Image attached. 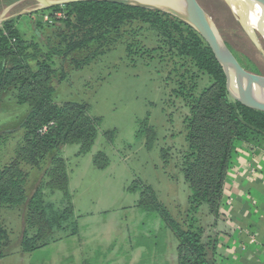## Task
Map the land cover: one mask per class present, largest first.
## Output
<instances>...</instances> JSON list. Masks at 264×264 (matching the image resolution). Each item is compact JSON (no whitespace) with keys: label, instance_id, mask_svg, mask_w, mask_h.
Here are the masks:
<instances>
[{"label":"rangeland","instance_id":"374dc122","mask_svg":"<svg viewBox=\"0 0 264 264\" xmlns=\"http://www.w3.org/2000/svg\"><path fill=\"white\" fill-rule=\"evenodd\" d=\"M14 1L0 0V11ZM197 1L239 63L264 75L262 56L225 3ZM32 5L33 0L24 1L8 14ZM49 14L40 11L12 21L24 38L42 44ZM209 84L207 74L148 24L123 34L91 64L72 69L55 84L54 104L87 106L84 135L60 146L47 167L22 165L26 196L39 190L47 227L38 234L39 210L30 219L25 205L1 208L7 239L0 246V264H176L177 242L160 211L165 208L187 222L182 169L189 152L184 124L189 112L181 95L197 97ZM177 89L179 96L172 94ZM26 112L25 104L2 98L0 130L19 125ZM25 134L16 128L1 135L0 167L14 156ZM126 192L131 199L123 198ZM200 216L213 232L212 218ZM23 232L34 237L32 250L21 247Z\"/></svg>","mask_w":264,"mask_h":264},{"label":"trees","instance_id":"16d2710c","mask_svg":"<svg viewBox=\"0 0 264 264\" xmlns=\"http://www.w3.org/2000/svg\"><path fill=\"white\" fill-rule=\"evenodd\" d=\"M46 10L50 11L47 24L50 28L42 35L43 46L24 38L12 21L32 13L0 23V101L9 97L16 104L27 106L19 125L0 130V139L2 134L16 128L26 132L14 156L0 167V209L25 205L30 219L39 210L40 216L35 221L38 234H43L47 227L43 203L38 189L26 196L22 165L47 167L60 146L75 135H84L88 120L85 104H54L55 84L65 80L72 69L83 68L96 56L111 50L133 27L148 24L160 31L168 46L210 79L197 97L181 95L187 100L189 112L184 121L189 152L182 169L188 187L187 222L173 218L165 208L160 212L177 242L176 264H215L217 240L200 215L211 218L217 215L233 141L241 140L264 149V112L229 96L224 74L210 48L198 33L177 18L156 10L95 0L40 11ZM180 93L178 89L172 91L175 96ZM4 231L0 224V246L7 239ZM34 242V237L22 233L23 250H32Z\"/></svg>","mask_w":264,"mask_h":264},{"label":"water","instance_id":"95a60500","mask_svg":"<svg viewBox=\"0 0 264 264\" xmlns=\"http://www.w3.org/2000/svg\"><path fill=\"white\" fill-rule=\"evenodd\" d=\"M27 0H17L0 11V23L49 7L86 0H33L34 5L24 6L8 14ZM113 2L132 7L156 10L168 14L190 26L205 41L225 78L229 96L242 105L264 112V75L245 69L224 41L212 17L197 0H95ZM243 32L264 60V0H222ZM263 41V42H262Z\"/></svg>","mask_w":264,"mask_h":264},{"label":"crops","instance_id":"0c3cea01","mask_svg":"<svg viewBox=\"0 0 264 264\" xmlns=\"http://www.w3.org/2000/svg\"><path fill=\"white\" fill-rule=\"evenodd\" d=\"M127 197L132 194L123 193ZM212 225L217 240L215 264H264L263 148L233 141Z\"/></svg>","mask_w":264,"mask_h":264}]
</instances>
